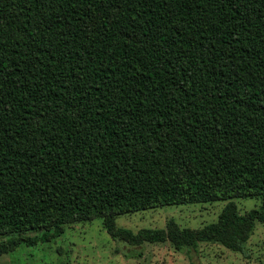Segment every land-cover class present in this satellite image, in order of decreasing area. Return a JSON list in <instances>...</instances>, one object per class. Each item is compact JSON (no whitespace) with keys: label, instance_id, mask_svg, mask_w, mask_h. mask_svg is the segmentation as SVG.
I'll return each instance as SVG.
<instances>
[{"label":"trees","instance_id":"1","mask_svg":"<svg viewBox=\"0 0 264 264\" xmlns=\"http://www.w3.org/2000/svg\"><path fill=\"white\" fill-rule=\"evenodd\" d=\"M217 200L199 228L116 224ZM94 218L135 248L242 251L264 222V0H0V256Z\"/></svg>","mask_w":264,"mask_h":264},{"label":"rangeland","instance_id":"2","mask_svg":"<svg viewBox=\"0 0 264 264\" xmlns=\"http://www.w3.org/2000/svg\"><path fill=\"white\" fill-rule=\"evenodd\" d=\"M239 212L259 205L260 199H234ZM226 200L164 205L121 214L116 224L137 231L164 228L168 220L181 227L199 228L216 221ZM30 232L27 235H34ZM0 264H264V222H256L241 252L218 243H200L195 249L176 251L169 242L144 243L135 248L113 239L100 218L66 225L62 233L34 245L22 242L0 256Z\"/></svg>","mask_w":264,"mask_h":264}]
</instances>
